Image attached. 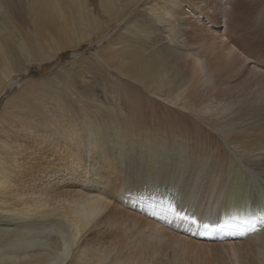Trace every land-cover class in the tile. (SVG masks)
<instances>
[{
	"label": "bare ground",
	"instance_id": "6f19581e",
	"mask_svg": "<svg viewBox=\"0 0 264 264\" xmlns=\"http://www.w3.org/2000/svg\"><path fill=\"white\" fill-rule=\"evenodd\" d=\"M147 2L150 0H0L4 20H0V86L6 82L8 86L12 74L26 73V65L18 68L21 63L54 59L62 50L78 48L101 36L108 38L114 22L124 23ZM170 7L173 5L166 9ZM162 17L158 27L164 23L160 22ZM132 24L143 34L150 28L139 18ZM29 30L35 38L30 37ZM118 34L121 45L114 44L118 36L112 37L106 45L109 53L104 48L97 62L86 64L85 69L96 70L106 64L131 83L166 96L177 94L190 80L182 54L170 48L169 41L163 43L162 36H158V46L148 52L131 23ZM220 50L224 51L223 47ZM214 59L219 60L218 70L227 65L233 76L244 63L235 53L228 59L223 54ZM256 76L254 86L248 79L239 98H230L233 110L228 126L247 129L253 125L249 129L252 132L264 127V75ZM257 86L259 90H255ZM198 97L200 101L206 98ZM85 122L80 131L73 128L66 134L80 148L69 140H56L42 129L32 138L18 134L13 137L16 143L7 141L0 196L9 195L15 203L10 209L1 202L2 220L29 225L35 221L52 230L46 231L48 241L43 240L42 248L27 258L22 256L25 251L18 253L16 247L21 234L2 227L0 242L12 256L0 253V264H209L210 260L214 264H264V133L238 131L228 135L231 144L246 153L245 160L232 159L211 170H205L203 162L193 161L187 175L188 163L183 159L177 160L179 167L173 164L174 155L168 152L166 142L138 139L129 143L117 128L93 137L97 124ZM89 148L93 149L91 165L81 154ZM24 151L32 152L27 159H36L29 162V169L25 168L27 160L20 158ZM34 165L38 170L33 176ZM17 175L22 178L17 179ZM205 178L206 194L203 190L202 194L210 200L215 197L214 207L219 212L214 217L195 212L194 206L186 210L190 194L183 185L197 191ZM148 206L157 217L147 214ZM173 207L200 226L196 224L193 229L189 221L178 219ZM4 212L9 213L5 216ZM216 220L219 225L214 233L202 227Z\"/></svg>",
	"mask_w": 264,
	"mask_h": 264
},
{
	"label": "rangeland",
	"instance_id": "374dc122",
	"mask_svg": "<svg viewBox=\"0 0 264 264\" xmlns=\"http://www.w3.org/2000/svg\"><path fill=\"white\" fill-rule=\"evenodd\" d=\"M145 4L124 23L114 22L108 38L106 35L101 36L95 41L81 43L78 48L62 50L54 59L21 63L18 68L26 65V73L12 74L11 83L7 86L6 82L0 86V172L4 161L3 149H7L8 143H16L15 138L13 139L16 135L27 134L32 138L33 133L42 129L48 130L56 140L68 141L66 134L70 133L69 129L80 131L86 126L85 121L87 124H97L93 129V137L105 131L110 133V129L117 128L121 138L122 135L128 137L129 143L138 139L155 144L166 142L170 149L168 152L171 156L174 155L173 164L176 165L183 159L188 163L187 175L193 161L203 162L205 170H211L221 168L223 163L231 162L232 159L245 160L246 153L241 147L231 144L228 135L238 131L248 135L261 134L264 133V127L252 132L249 129L253 125L241 129L226 123L232 117L233 101L243 92L245 81L250 79L249 84L254 86L259 77L256 75H264V0H150ZM169 5L173 7L166 9ZM160 15L163 16L160 22L164 23H160L158 27ZM2 17L3 8L0 4L1 22L4 21ZM137 18L149 23L150 28L146 33L133 28L132 23ZM130 23L132 30L139 36L141 46L148 52L152 47L158 46V36H162L163 43L169 41L170 48L182 54V60L187 62L184 68L190 80L177 94L166 96L163 93L149 92L123 78L106 64L96 70L84 68L86 64H95L98 53L104 48L109 53L106 45L110 44L112 37L119 35L124 26L129 28ZM138 26L141 27V24ZM31 32L29 30L30 37L35 38ZM114 44L121 45L119 36ZM221 46L224 51L220 50ZM234 53L244 61L240 64V72L233 76L227 65H222L218 70L219 60L215 62V56L223 54L228 59ZM261 83L264 86V80ZM258 88L259 86L255 87V90H259ZM199 94L206 98L200 101ZM232 95L235 99L233 101L230 100ZM69 141L74 147L80 148L79 143L72 139ZM20 150H24L22 146ZM92 150L89 148L88 152H81L89 165L94 162ZM35 151L36 148L32 150ZM32 152L20 154L21 160L28 162L26 169L30 167L29 162L36 161L27 159ZM179 166L180 163L177 164ZM34 167L33 176L38 170L37 166ZM21 171L26 174L24 168ZM169 171L170 168L168 173ZM16 177L22 178L19 175ZM26 179L29 180L28 177ZM206 181L205 178L199 183L197 191L183 185L186 193L190 194L186 197L189 201L186 210L191 211L195 207V212L204 211L209 217H214L219 210L214 207L215 197L211 200L205 198ZM116 199L123 204L118 195ZM1 202L3 207L13 209L15 200H11L9 195H2L0 204ZM145 209L143 210L149 212ZM8 213L2 214L7 216ZM151 216L155 217L154 214ZM2 227L15 229L21 234L16 247L18 253L25 251L22 256L27 258L35 249L37 251L42 248L43 240L44 243L48 241L46 231L51 229L35 221L30 222V225L29 222L9 224L0 216V229ZM5 250L7 249L1 243L0 253L11 257ZM197 251L190 255L195 257ZM209 264L214 263L210 260Z\"/></svg>",
	"mask_w": 264,
	"mask_h": 264
},
{
	"label": "snow or ice",
	"instance_id": "6c2138e0",
	"mask_svg": "<svg viewBox=\"0 0 264 264\" xmlns=\"http://www.w3.org/2000/svg\"><path fill=\"white\" fill-rule=\"evenodd\" d=\"M172 211L174 212V214L176 215V217L178 219L185 220V221H189L192 224H197L198 227L200 226L195 219L189 217L188 215H181L179 212H176V210H175L174 207L172 208ZM225 226H227V225L225 224ZM202 227L204 229H206V230H215V229L212 228V226L209 223H204L202 225ZM252 230L255 231L256 229L253 228Z\"/></svg>",
	"mask_w": 264,
	"mask_h": 264
}]
</instances>
